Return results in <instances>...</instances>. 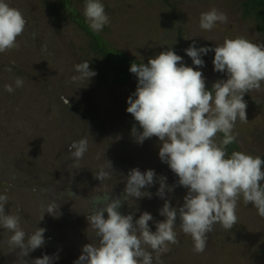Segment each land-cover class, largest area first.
Returning <instances> with one entry per match:
<instances>
[{"label": "rangeland", "instance_id": "obj_1", "mask_svg": "<svg viewBox=\"0 0 264 264\" xmlns=\"http://www.w3.org/2000/svg\"><path fill=\"white\" fill-rule=\"evenodd\" d=\"M219 1L210 0L209 8L206 2L199 0H180L176 6V12L181 14L178 19L171 15L165 0H105L102 2L110 23L103 28L108 32L101 33L145 64L149 58L171 48L183 57L185 65L192 66L184 49L193 41L196 47L211 42L214 48L215 44H221L220 37L240 35L243 25L224 11L227 23L217 24L211 31L199 28L202 12L213 7L223 10ZM10 5L23 13L27 25L17 37L18 47L0 53V178L10 177V180H0V193L9 196L5 209L9 206L12 214H20L26 232L34 230L48 202L59 198L60 215L54 218L45 213L36 225L46 229L45 245L25 259L56 254L59 259L54 264H73L83 245L98 240L87 221L92 196L106 191L119 197L125 187L124 177L132 168H139L141 172L153 169L157 176L167 177L168 185H173L178 178L159 160L160 144L155 136L142 144H137L131 136L135 125L134 118L126 112V98L135 91L136 78L117 84L108 70L103 72L106 74L103 79L97 74L86 84L71 82L73 66L79 64L87 52L82 31L68 18L57 21L52 16L50 8L56 7L54 0H10ZM181 31L184 36L178 38ZM261 41L264 44V39ZM213 56L210 51L202 57L205 66L201 70L206 85L226 79L223 73L213 71ZM17 76L24 78V86L7 92L5 85ZM41 86L44 89L49 86L52 92H39ZM246 95L251 100L244 99L248 122L237 121L234 131L238 135L233 151L264 158V84L262 90H252ZM38 125L45 129L47 139L35 138L32 127ZM140 130L137 126V131ZM84 137L89 140V150L80 162L81 168L76 169L67 154L68 148H64L72 140ZM222 138L217 133L214 139L219 143ZM105 159L111 162L113 173L100 184L94 174ZM51 184L54 186L51 194L43 191ZM158 187L154 178L153 185L146 189L152 194L151 198L136 201L139 211L134 212V206L126 203L121 206V213L134 212L135 220L147 211L154 220H163L158 209L164 201L156 196ZM185 194L186 189L177 185L166 198L173 206H179ZM236 215L242 225L248 223L249 227L257 229L247 233L248 229L244 228L245 244L226 241L229 237L235 241L238 238L217 224L207 234L204 252L196 253L192 238L181 231L178 220L175 229L178 243L170 244L169 251L162 254L163 264H236L246 255L249 244L263 247L262 222H254L257 218L248 205L238 201ZM149 226L155 231L152 221ZM7 238L8 233L0 230V264H14L17 259L15 253L8 251ZM257 261L264 264L263 258Z\"/></svg>", "mask_w": 264, "mask_h": 264}, {"label": "clouds", "instance_id": "obj_2", "mask_svg": "<svg viewBox=\"0 0 264 264\" xmlns=\"http://www.w3.org/2000/svg\"><path fill=\"white\" fill-rule=\"evenodd\" d=\"M83 15L93 33L101 32L110 23L102 0H84ZM227 22L228 16L213 7L200 14L199 28L211 31L217 24ZM26 25L23 13L12 7L10 0H0V53L18 47L17 37ZM210 51L214 53L213 71L223 73L226 79L216 80L209 89L201 69L205 66L202 57ZM184 52L191 58L192 66L185 65L183 57L171 48L149 58L146 64L131 63L129 71L137 83L135 91L126 98V112L141 129L137 131L133 126L131 136L137 144L155 136L160 144L159 160L178 179L168 185L167 177L157 176L153 169L141 172L132 168L124 177L125 187L119 197L106 191L92 196L87 221L98 240L83 245L73 264H163L162 254L169 251L170 244L178 243L175 230L178 220L181 231L192 238L193 250L202 253L207 234L215 225L230 230L236 224L241 198L264 218V158L243 151H232L229 155L226 150L237 139L238 133L234 131L237 121L248 122L245 94L262 90L264 44L237 36L224 39L214 48L196 47L193 41ZM89 64L83 61L74 65L70 81L86 84L97 75ZM23 86L24 78L17 76L5 85V90L12 93ZM65 103L68 105L67 99ZM217 133L223 137L219 143L214 139ZM67 148L73 167L80 169V162L89 150L88 138L72 140ZM112 173L111 162L105 159L94 176L102 184ZM154 178L159 184L156 196L164 201L158 209L164 219L156 221L151 213L144 211L134 220V212L139 211L136 201L151 198L146 189L153 185ZM177 185L185 188L186 194L182 204L173 206L166 196ZM9 199L6 193H0V230L8 233V251L17 258L14 264H54L59 259L56 254L25 258L45 245L46 229L36 225L45 213L54 218L60 215L59 198L48 202L31 232L25 231L18 212H5ZM125 202L134 206V212L121 213ZM149 221L155 225V231L151 230ZM254 230L256 227L248 226L247 233ZM225 240L238 243L230 237ZM244 257L236 264H242ZM245 264L259 263L248 260Z\"/></svg>", "mask_w": 264, "mask_h": 264}, {"label": "trees", "instance_id": "obj_3", "mask_svg": "<svg viewBox=\"0 0 264 264\" xmlns=\"http://www.w3.org/2000/svg\"><path fill=\"white\" fill-rule=\"evenodd\" d=\"M179 1L180 0H172V1L165 0L166 6L170 8L171 15L177 17L178 19H180L181 16V14L176 12V8H177L176 6ZM186 1H191V0H186ZM199 1L206 2L207 6L209 8L211 7L209 3L210 0H199ZM54 2L56 7L50 8L52 16H54V18L57 21L64 20L63 18L65 19L68 18L69 21L75 24L77 28L80 29V31H82V33L85 36L86 43L84 42V48L87 49V52L86 55L79 60L80 63L83 61H89L90 69L95 70V72L102 79L105 78L106 75L103 72H107L108 70H110L112 74L113 82L117 84H123L128 80L136 78L135 75L130 73L129 71L130 64L133 62H136L138 64L142 62L139 59L134 58V56L127 53L118 45L112 43L109 39H107L105 34L101 32L93 33L90 30L83 16L84 0H54ZM219 6L223 8V10L221 11H224L225 13H227L228 16H231L233 19L240 21V24L243 25L242 29L240 30L239 36H243L252 42H258V43L263 42L261 40L264 39V0H227L223 2L219 1ZM57 8L60 9V11ZM102 32L106 33L108 31H106V29H103ZM123 33L127 34L126 31H123ZM183 36L184 33L181 31L178 35V38H182ZM237 36L238 35H235V37ZM235 37H231L228 35H226V37L222 36L219 38V42L223 43L224 39L235 38ZM206 44L207 47L210 48H213L214 46V43L211 42H207ZM49 74H53V73H48V75ZM211 85L212 84H207L206 88L210 89ZM39 92L47 93L52 91L49 86L46 89H44V87L41 86V91ZM244 99L247 101H251L250 97H248L247 95L244 97ZM68 110L70 111L71 109ZM134 125L136 127L139 126L135 120H134ZM32 129L36 133L35 138H38L40 141L47 139L48 135L45 129L42 128L40 125L36 127L33 126ZM219 134L222 135L221 133ZM235 144L236 141L227 146L226 150L229 155L233 151V146ZM64 149L66 150L67 146H65ZM14 170L16 169L14 168ZM8 178L10 180V177ZM8 178L2 177L0 178V180L5 181L8 180ZM51 185L52 186L50 188H46L43 191L51 194L50 191L53 190L54 188L53 184ZM239 201L244 205L242 198ZM124 205H126V202L122 204V206ZM248 207L251 209L253 216H255L260 221L263 220L262 225L260 226L261 230H263L264 218L257 215V210L254 207H252L251 204H249ZM5 210L6 213L10 211L9 206H7ZM244 228L248 229L247 223H244V225H242L241 222L237 221L236 224H234L230 230H227L229 234H233V235L236 234L237 236L242 235L238 237L237 241L233 240V242H238L237 245H243L246 242L243 240V235L246 234ZM249 233H251V231ZM262 237H264V234ZM246 253L247 254L244 257V261H242V264H245L248 260L257 261L259 258H264V246L258 248L256 245L249 244L246 249Z\"/></svg>", "mask_w": 264, "mask_h": 264}]
</instances>
